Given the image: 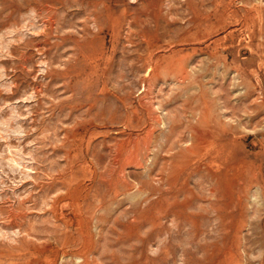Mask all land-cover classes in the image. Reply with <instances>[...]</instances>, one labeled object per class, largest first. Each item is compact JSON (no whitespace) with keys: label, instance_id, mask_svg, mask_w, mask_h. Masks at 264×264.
<instances>
[{"label":"rangeland","instance_id":"rangeland-1","mask_svg":"<svg viewBox=\"0 0 264 264\" xmlns=\"http://www.w3.org/2000/svg\"><path fill=\"white\" fill-rule=\"evenodd\" d=\"M0 264H264V0H0Z\"/></svg>","mask_w":264,"mask_h":264},{"label":"bare ground","instance_id":"bare-ground-1","mask_svg":"<svg viewBox=\"0 0 264 264\" xmlns=\"http://www.w3.org/2000/svg\"><path fill=\"white\" fill-rule=\"evenodd\" d=\"M181 76H182V75H181ZM190 101H191V100H190ZM190 101H189V102H190ZM146 135H147V134H146ZM192 144H193V143H192ZM136 148H137V147H136ZM146 148H148V147H146ZM143 150H144V149H143ZM134 162H136V161H134Z\"/></svg>","mask_w":264,"mask_h":264}]
</instances>
